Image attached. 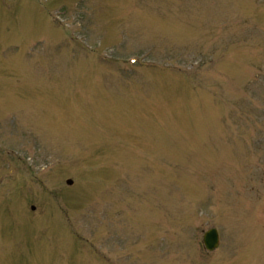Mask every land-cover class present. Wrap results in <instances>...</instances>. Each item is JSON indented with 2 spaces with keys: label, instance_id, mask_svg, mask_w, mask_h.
Masks as SVG:
<instances>
[{
  "label": "rangeland",
  "instance_id": "1",
  "mask_svg": "<svg viewBox=\"0 0 264 264\" xmlns=\"http://www.w3.org/2000/svg\"><path fill=\"white\" fill-rule=\"evenodd\" d=\"M0 264H264V0H0Z\"/></svg>",
  "mask_w": 264,
  "mask_h": 264
},
{
  "label": "water",
  "instance_id": "2",
  "mask_svg": "<svg viewBox=\"0 0 264 264\" xmlns=\"http://www.w3.org/2000/svg\"><path fill=\"white\" fill-rule=\"evenodd\" d=\"M66 183H70L71 179L66 178ZM33 208V206L31 205ZM201 242L205 249L212 250L218 244V232L214 226H209L202 231Z\"/></svg>",
  "mask_w": 264,
  "mask_h": 264
}]
</instances>
